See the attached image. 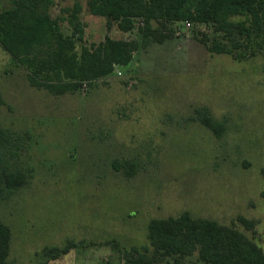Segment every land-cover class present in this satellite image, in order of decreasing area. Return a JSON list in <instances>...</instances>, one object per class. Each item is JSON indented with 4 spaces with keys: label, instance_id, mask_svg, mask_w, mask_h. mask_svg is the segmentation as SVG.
<instances>
[{
    "label": "rangeland",
    "instance_id": "obj_1",
    "mask_svg": "<svg viewBox=\"0 0 264 264\" xmlns=\"http://www.w3.org/2000/svg\"><path fill=\"white\" fill-rule=\"evenodd\" d=\"M75 3L84 45L110 38L138 49L121 75L55 96L31 87L0 47V129L16 142L11 165L27 176L0 197L8 264H38L69 243L51 264H126L125 252L149 247L152 219L184 213L233 227L264 252V35L229 41L209 27L153 23L168 39L145 45L141 19L121 32L91 16L86 0H54L51 17ZM60 31L71 34L66 21ZM206 116L221 134L202 123ZM179 264L204 263L195 249Z\"/></svg>",
    "mask_w": 264,
    "mask_h": 264
},
{
    "label": "trees",
    "instance_id": "obj_2",
    "mask_svg": "<svg viewBox=\"0 0 264 264\" xmlns=\"http://www.w3.org/2000/svg\"><path fill=\"white\" fill-rule=\"evenodd\" d=\"M9 7L0 9V47L11 59L23 66L31 87L61 96L114 73L116 68L129 66L137 43L105 38L98 45H84V25L79 20L83 7L75 3L64 8V17L52 18L54 0H0ZM6 2V3H7ZM86 11L94 17L116 24L121 32L132 29L133 20L144 23L142 36L145 45L162 44L167 35H155L152 24L189 23L212 28L225 40L237 37L250 39L264 35V0H86ZM235 18H239L235 20ZM66 21L71 34L60 31ZM153 40L148 42V39ZM82 43L76 51V43ZM240 47V46H235ZM213 51L228 54L227 46L213 44ZM202 123L219 135L223 125L206 116ZM15 139L0 129V197L6 199L27 183V176L14 168L10 161L17 156ZM264 180V168L261 171ZM238 221L254 227L241 217ZM11 233L0 221V264H8ZM149 247L131 248L124 253L126 264H153L173 258L174 264L198 249V260L204 264H264V252L252 240L233 227L213 220L194 219L188 213L165 219H152L147 225ZM75 244L61 250L47 249L52 257L38 264H51L65 255Z\"/></svg>",
    "mask_w": 264,
    "mask_h": 264
},
{
    "label": "built area",
    "instance_id": "obj_3",
    "mask_svg": "<svg viewBox=\"0 0 264 264\" xmlns=\"http://www.w3.org/2000/svg\"><path fill=\"white\" fill-rule=\"evenodd\" d=\"M141 24H143L142 22H141ZM185 24L187 25V26H189L190 24L189 23H187V22H185ZM120 69L119 68H116L115 70H114V73H117L118 75H121V73H120V71H119Z\"/></svg>",
    "mask_w": 264,
    "mask_h": 264
}]
</instances>
